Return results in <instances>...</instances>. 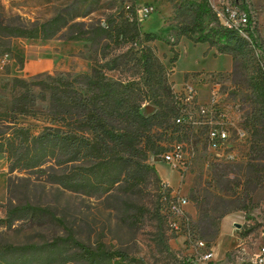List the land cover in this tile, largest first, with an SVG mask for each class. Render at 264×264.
I'll return each instance as SVG.
<instances>
[{"label": "rangeland", "instance_id": "1", "mask_svg": "<svg viewBox=\"0 0 264 264\" xmlns=\"http://www.w3.org/2000/svg\"><path fill=\"white\" fill-rule=\"evenodd\" d=\"M183 1L187 0H0V12L16 16L25 25L42 22L55 14L89 23L102 21L124 5L133 4L141 32L157 34L158 38L149 44L167 68L172 64L169 57L175 53L172 72L166 75L168 83L179 85L187 80L198 92L200 101L207 99L211 82L220 83L226 115L243 128L244 136L240 139L231 136L232 159L217 158L206 151L205 130L199 129L195 157L179 188L188 197L187 209L194 218L204 190L225 199L218 203V211L233 207L218 218L213 240L200 237L212 251V257L195 259L185 237L168 229L157 209V181L153 178L129 198L118 192L86 196L45 183L35 173L27 176L8 173L3 154H0V219L5 218L3 205L8 199L14 204L37 205L44 212L37 218H19L10 225L0 222V246H34L35 250L26 253L32 259L29 264H83L75 257L76 247L66 240L69 235L91 247L103 243L108 250L120 251L122 264H264V119L256 122L254 118L260 105L249 82L257 72L264 76V0H243L252 40L247 34L242 36L248 44L238 50H221L217 43L194 42L180 35L178 26L187 21L188 11H176L174 6ZM208 2L212 9L213 4L222 6L218 0ZM143 6L153 8L148 16L138 11ZM63 37L62 31L52 38L11 39V48L20 59L0 57V106H5L14 93L13 77L28 78L42 73L29 74L24 69V55L48 57L51 53L56 69L43 71L51 74L77 75L89 71L93 53L89 42ZM106 76L124 80L131 75L123 67L106 70ZM37 106L41 108L43 103ZM146 109L151 112L153 107L147 104ZM22 120L33 132L47 124L40 115L25 116ZM154 154L148 153L147 163L154 167L157 179L178 186L180 176ZM5 181L9 183L8 190Z\"/></svg>", "mask_w": 264, "mask_h": 264}, {"label": "trees", "instance_id": "2", "mask_svg": "<svg viewBox=\"0 0 264 264\" xmlns=\"http://www.w3.org/2000/svg\"><path fill=\"white\" fill-rule=\"evenodd\" d=\"M239 6L245 8L243 0ZM174 7L188 11L187 21L178 26L180 35L194 42L217 43L221 50H238L248 44L233 29L218 23L208 0H187ZM62 31L64 39L89 42L93 52L90 69L77 75L42 72L11 79L14 93L0 106V154L6 158L8 173H35L62 190L96 197L118 192L129 198L153 178L157 181V209L166 224L159 200L161 181L147 163V155L159 152L160 140L175 127L176 106L166 78V70L173 67L174 51L167 68L149 44L157 34L141 32L133 4H126L102 21L89 23L55 14L25 25L16 16L0 12V57L20 59L11 48L12 38H52ZM247 36L252 40L251 31L247 30ZM123 67L130 70V78H107L106 70ZM249 82L259 98L260 108L254 113L259 122L264 119V76L257 72ZM147 104L152 105L151 112ZM38 115L47 124L33 132L22 119ZM224 200L220 194L204 190L194 219L198 237L215 238L218 218L233 208L218 211V203ZM3 207V225L22 217L37 218L44 212L37 205L14 204L10 199ZM66 240L76 247L75 257L83 264L123 263L121 252L108 250L103 243L91 247L70 235ZM30 249L35 247L2 245L0 264H29L32 259L26 253ZM9 255L16 256L8 259Z\"/></svg>", "mask_w": 264, "mask_h": 264}, {"label": "built area", "instance_id": "3", "mask_svg": "<svg viewBox=\"0 0 264 264\" xmlns=\"http://www.w3.org/2000/svg\"><path fill=\"white\" fill-rule=\"evenodd\" d=\"M222 6L212 5L213 13L219 23L233 29L237 35L246 36L250 20L245 8L239 6L240 0H218ZM153 8L143 6L138 9L143 16H148ZM172 72V66L166 70V75ZM176 108L174 129L167 130L166 137L161 139V149L155 153L157 160L174 169L180 182L171 186L168 182H160V206L168 229L175 235H182L187 245L193 248L195 259H210L212 251L207 248L205 240L198 237L194 228V216L188 211L189 199L180 193L183 176L189 171L195 157L197 131L204 128V145L207 152L217 158L232 159L231 136L240 139L244 136L241 126L231 120L225 112L222 99L225 94L220 92V83L213 81L208 86V97L200 101L198 92L187 80L177 87L171 85ZM154 161V158H151ZM156 160V161H157ZM155 162V161H154Z\"/></svg>", "mask_w": 264, "mask_h": 264}, {"label": "crops", "instance_id": "4", "mask_svg": "<svg viewBox=\"0 0 264 264\" xmlns=\"http://www.w3.org/2000/svg\"><path fill=\"white\" fill-rule=\"evenodd\" d=\"M15 53H17V52H15ZM24 69L29 74H32V73H35V72H43V71H48L49 72V71H51L53 69H56V65L54 63V60H53V57H52L51 53H49L48 57H45V56H34V57L26 58L25 55H24ZM172 69H173V67H172ZM174 86L177 87L178 84L174 83ZM158 177L161 179L160 176H158ZM5 188H6V181H5ZM188 211H190V210H188ZM190 213H191V211H190Z\"/></svg>", "mask_w": 264, "mask_h": 264}]
</instances>
